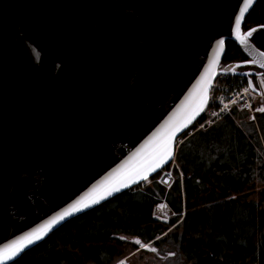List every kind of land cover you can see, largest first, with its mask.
<instances>
[{
    "label": "water",
    "instance_id": "95a60500",
    "mask_svg": "<svg viewBox=\"0 0 264 264\" xmlns=\"http://www.w3.org/2000/svg\"><path fill=\"white\" fill-rule=\"evenodd\" d=\"M256 1L0 0V264L165 168L216 74H264L246 35L264 26L242 29ZM227 40L249 61L219 68Z\"/></svg>",
    "mask_w": 264,
    "mask_h": 264
},
{
    "label": "trees",
    "instance_id": "16d2710c",
    "mask_svg": "<svg viewBox=\"0 0 264 264\" xmlns=\"http://www.w3.org/2000/svg\"><path fill=\"white\" fill-rule=\"evenodd\" d=\"M264 26V0H257L242 29ZM251 42L264 51V29ZM246 56L230 40L224 68ZM185 132L175 152L174 180L123 191L76 216L9 264H116L139 255L137 238L159 252L150 264H264V112L232 107L212 124ZM157 176H153L154 179ZM163 203L167 222L153 213ZM133 255V254H132Z\"/></svg>",
    "mask_w": 264,
    "mask_h": 264
},
{
    "label": "built area",
    "instance_id": "2783aa9c",
    "mask_svg": "<svg viewBox=\"0 0 264 264\" xmlns=\"http://www.w3.org/2000/svg\"><path fill=\"white\" fill-rule=\"evenodd\" d=\"M263 79L262 76L256 77L255 84L258 92L253 94L242 77L229 74L218 75L210 87L208 100L201 115L205 119L199 127L214 123L232 107L246 110L250 114V119H254V114L264 109V103L255 106L252 99V96L264 99ZM166 175L171 178V170Z\"/></svg>",
    "mask_w": 264,
    "mask_h": 264
},
{
    "label": "rangeland",
    "instance_id": "374dc122",
    "mask_svg": "<svg viewBox=\"0 0 264 264\" xmlns=\"http://www.w3.org/2000/svg\"><path fill=\"white\" fill-rule=\"evenodd\" d=\"M241 67V66H240ZM240 67H238L237 69H235L234 71H240ZM252 68V67H251ZM250 71H253V72H255V69H249ZM256 73V72H255ZM257 74L258 73H256L255 75H252V76H249L250 78H251V80H252V84L253 85H255V81H254V78H255V76H257ZM263 81H264V79H263ZM252 99L253 100H255V102L256 103H258V104H263L264 103V99H259L258 97H254V96H252ZM259 113H261V112H259ZM172 170H173V172L175 171V165L174 164H172ZM166 174H167V172L166 173H158V176H157V178H154V179H148V180H146L144 183H143V185H140V187H144V186H146L147 184H151L152 182H159V183H162V184H165V185H169V184H171V182L174 180V178H175V175L173 174V173H171V175H172V177H171V179H168L169 181H168V183H164V181L162 180V176H166ZM168 176V175H167ZM167 178H169V177H167ZM154 217L157 219V220H159V221H161V222H167L168 221V219L171 217V213H170V211L164 206V204H162V203H160L157 207H156V209H155V212H154ZM132 240V242H134L136 245H137V251H144V253H149V254H151V255H154L153 257L151 256V258H153V261H154V258H158V259H160V260H166V259H168V258H172L173 256H174V253L173 252H166V253H164V252H159L158 250H157V248L156 247H154V246H152L150 243H143V242H141L139 239H137V238H133V239H131ZM136 241H139V243H137ZM140 243H143L142 245L140 244ZM153 249H155V250H153ZM144 253H142V254H139V255H134V253H132V254H130V255H128V256H126V257H124V258H122V259H120V260H118L117 262H116V264H119L121 261H125L127 264H148V263H146L144 260H145V258H146V256L148 257V255L147 254H144ZM150 264H152V263H150Z\"/></svg>",
    "mask_w": 264,
    "mask_h": 264
},
{
    "label": "snow or ice",
    "instance_id": "6c2138e0",
    "mask_svg": "<svg viewBox=\"0 0 264 264\" xmlns=\"http://www.w3.org/2000/svg\"><path fill=\"white\" fill-rule=\"evenodd\" d=\"M253 3V0H245V8H247L249 5H251ZM243 11L244 9L241 10V16L243 15ZM240 22H241V17L238 16L236 18V26L237 29H239L240 26ZM256 31L255 29H252L251 31H249L246 35L247 36H251L252 33ZM221 44H223V41L220 42ZM261 111H264V109H261ZM172 137L169 136L168 137V141L165 142L162 145V150H161V154L158 158V160H156L155 166H159L160 163H163L164 160L167 157H170L171 155V149L169 147V143L171 142ZM152 170V167L150 166L148 169H145V171H150ZM115 190V189H113ZM96 201H93V203H95ZM77 205H83V207H88L87 204L83 203V199L80 201H77L76 204L71 205L68 209H65L62 213L58 214V216H55L52 218V220H50L47 224L43 225L40 229L35 230L34 233L29 234L30 237H34L35 239H40L41 238V234H43L47 229H49L53 224L57 223L58 220H62L65 216L71 215L72 212L74 211H79L80 209L77 207ZM27 241V243H32L33 240L30 239L29 237H23L21 238V242H14V246L12 248V255H15L16 252H19L21 247L23 246L22 242L23 241ZM137 243H139V241H136ZM155 250V249H153ZM11 257L8 255V249L6 248L5 251L0 254V259H10Z\"/></svg>",
    "mask_w": 264,
    "mask_h": 264
},
{
    "label": "flooded vegetation",
    "instance_id": "af4514ba",
    "mask_svg": "<svg viewBox=\"0 0 264 264\" xmlns=\"http://www.w3.org/2000/svg\"><path fill=\"white\" fill-rule=\"evenodd\" d=\"M247 61H249V59L246 57L244 60H242L241 62H247ZM253 69H255V71L258 73V72H260V70L259 69H257V68H255V67H252ZM251 68V66H249V65H243V66H241L239 69H240V71L241 72H245V71H247V70H249V69H252Z\"/></svg>",
    "mask_w": 264,
    "mask_h": 264
},
{
    "label": "bare ground",
    "instance_id": "6f19581e",
    "mask_svg": "<svg viewBox=\"0 0 264 264\" xmlns=\"http://www.w3.org/2000/svg\"><path fill=\"white\" fill-rule=\"evenodd\" d=\"M142 245V243H140ZM119 264H127L125 261H121Z\"/></svg>",
    "mask_w": 264,
    "mask_h": 264
}]
</instances>
